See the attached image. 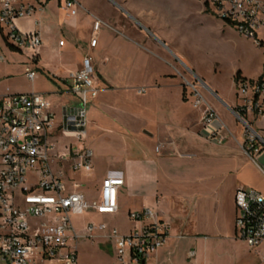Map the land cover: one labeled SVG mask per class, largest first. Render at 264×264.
<instances>
[{"label":"crops","instance_id":"crops-1","mask_svg":"<svg viewBox=\"0 0 264 264\" xmlns=\"http://www.w3.org/2000/svg\"><path fill=\"white\" fill-rule=\"evenodd\" d=\"M65 1L22 0L36 9L33 14L17 19L19 30L24 33L39 31L43 41L37 56L28 58L26 64L37 71L35 79H39L40 70L57 87V91L39 93L48 97L60 120L64 106L78 104V96L70 91V76L89 55L96 68L101 106L89 108L86 141L91 131L95 136V125L97 128L102 125L107 132L112 130L111 127L115 129L117 133L109 134L122 143L121 150L113 152L106 142L100 143L101 138L107 136H96L93 148L87 144L95 156L91 172L70 173L73 181H69L68 186L75 184L88 200L95 201L104 179H122L118 212L109 215L123 212L132 221L130 212L150 209L154 217L136 222L137 227L155 219L169 222L166 244L146 264L170 261L174 242L180 238L188 239V243L205 253L229 241L243 242L250 247L237 236L235 194L239 188H254L264 195V116L253 120L263 148L251 157L245 150V129L236 112L242 103L235 82L238 71L234 74V95L206 81L196 62L181 47L180 24L159 15L142 0H108L111 9L105 10V14L94 11L89 2L75 0L77 14L61 15L56 24L57 29L68 34L69 41L60 39V53L55 55L51 48L52 27L47 20V10L56 3L63 9ZM209 9L207 3L204 14L210 13ZM80 12L91 14L90 33L81 31ZM96 20L102 23L97 46L91 48L89 42ZM220 21L223 31H231L232 26ZM4 68L3 62L0 63V73ZM109 72H115L118 78L112 79ZM191 76L201 84L192 83ZM190 84L197 86L205 102L218 113L219 122L213 127L204 124L206 103L194 105L196 94ZM52 94L58 96V102L53 101ZM218 127H221L222 139L217 141L212 139L211 130ZM55 139L61 153L75 142L72 136L61 132ZM103 163L107 164V169L100 186L94 182L86 189L80 178L100 170ZM85 214L105 215L94 210ZM75 216L78 215L73 218ZM89 223L107 224L88 221L83 230H79L73 222L80 235H87ZM107 226L98 244L110 245L115 258L114 243L108 235L111 228L117 226ZM94 232L92 237H83L79 243L93 238ZM191 252H194L192 259L189 258ZM197 254L196 249L187 251L189 264H199ZM77 255L79 264L78 247ZM206 259L209 262L210 257Z\"/></svg>","mask_w":264,"mask_h":264},{"label":"built area","instance_id":"built-area-1","mask_svg":"<svg viewBox=\"0 0 264 264\" xmlns=\"http://www.w3.org/2000/svg\"><path fill=\"white\" fill-rule=\"evenodd\" d=\"M212 4L221 20L264 48V0H212ZM35 9L22 0H0V36L7 46L19 51L39 50L43 44L40 32L24 33L16 24L17 19L33 14ZM63 9L75 15L78 5L75 0H66ZM101 23H94L91 48L97 46ZM5 59L0 48V63ZM25 75L33 81L37 71L27 65ZM70 79V91L78 96V104L64 106L60 120L43 93L0 92V264H78L79 240L92 237L96 229L106 231L108 226L89 223L87 235H80L73 216L90 210L100 214L118 212L122 179H104L95 201L68 187L73 181L70 173H89L93 168L94 153L86 143V134L89 108L100 89L89 55ZM190 85L196 94L194 105L205 104L197 86ZM236 87L242 102L236 112L245 129V150L255 157L263 148L253 120L264 116V78L239 81ZM203 122L207 127L219 122L218 113L207 103ZM220 128L211 130L212 139H222ZM58 132L75 139L63 153L55 139ZM235 204L237 236L251 248L262 245L264 195L254 188H239ZM129 217L143 222L154 214L144 209L130 212ZM169 229V222L161 219L135 226L125 234L112 227L108 237L114 243L115 264H146L166 244ZM193 257L191 252L189 258Z\"/></svg>","mask_w":264,"mask_h":264},{"label":"rangeland","instance_id":"rangeland-1","mask_svg":"<svg viewBox=\"0 0 264 264\" xmlns=\"http://www.w3.org/2000/svg\"><path fill=\"white\" fill-rule=\"evenodd\" d=\"M32 2V0H29ZM84 3L88 2L94 11H99L105 14V10L109 11L111 8L108 5V0H82ZM148 2L159 15L170 19L174 23H179L181 47L188 53V55L196 62L199 71L204 75L206 81L214 83L228 94L234 95V74L241 70L243 75L248 79L257 80L264 78V48L257 46L253 40L241 35L233 27L231 31H223L221 19L215 14L216 8L212 4V0H142ZM207 2L210 4V13H205ZM38 3V1H37ZM47 10L49 15L47 20L52 27V52L59 55V41H69V36L66 32L57 29L58 21L61 15L67 16V12L59 9L57 3L52 5ZM81 18V28L84 33H90L91 25L89 14L86 12L79 13ZM227 24L226 22H224ZM57 24V25H56ZM62 33V34H61ZM60 34L62 36H60ZM103 37V36H102ZM101 38V35H100ZM69 47V46H68ZM0 48L6 55V60L3 61L5 68L0 73V92L1 93H21L32 91H55L56 86L52 79L42 74L39 70L38 77L34 81L28 80L24 68L27 66L28 58L35 55L38 50L25 49L19 52L11 49L6 45L3 38L0 36ZM52 60V58L50 57ZM112 79H117L115 72H109ZM191 82L201 84L195 77H190ZM36 83V84H35ZM57 91V90H56ZM59 91V90H58ZM58 96L52 94L54 102H58ZM66 100L67 98H62ZM101 106V96L94 100L91 108ZM95 136H92V131L89 133L86 143L93 148V141L96 136H107L100 140V143L106 142L110 150L119 152L121 150V142L116 136H112L109 132H116L111 127V131L107 132L106 128L95 125ZM106 131V132H103ZM60 146L63 139L60 140ZM95 158V156H94ZM107 164L103 163L100 170L85 175L80 179L83 186L88 189L96 182L99 187L104 177ZM81 186V185H80ZM70 189L77 190L75 184H69ZM88 221L99 224L106 222L107 224L117 226L122 232H127L133 227L137 226L136 222H132L127 218V214L120 212L117 215L105 214L97 216L94 214H82L75 216L73 222L79 230H83L85 223ZM103 232L95 230L94 237L86 241L81 240L78 246L79 264H115L112 248L108 244H98L100 235ZM228 244L217 246L215 250L208 253L200 252L198 246H193L188 243V239H176L175 249L172 252L170 261L166 264H189L186 257L187 251L196 249L199 264H264V243L256 248H250L243 242L229 241ZM214 249V248H213ZM207 256L210 257L209 262ZM159 264V263H154Z\"/></svg>","mask_w":264,"mask_h":264},{"label":"trees","instance_id":"trees-1","mask_svg":"<svg viewBox=\"0 0 264 264\" xmlns=\"http://www.w3.org/2000/svg\"><path fill=\"white\" fill-rule=\"evenodd\" d=\"M263 77L259 78V79H262ZM245 80H249L245 77L242 76L241 72L238 71L235 75V82L238 83L239 81H245ZM252 81V80H251Z\"/></svg>","mask_w":264,"mask_h":264}]
</instances>
